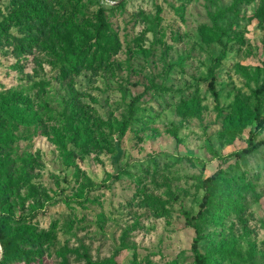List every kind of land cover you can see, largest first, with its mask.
Wrapping results in <instances>:
<instances>
[{
  "label": "rangeland",
  "instance_id": "1",
  "mask_svg": "<svg viewBox=\"0 0 264 264\" xmlns=\"http://www.w3.org/2000/svg\"><path fill=\"white\" fill-rule=\"evenodd\" d=\"M115 1L39 0L43 21L9 27L24 50L0 46V110L7 99L24 118L0 112V215L25 228L27 251L9 264H195V237L216 264H264V144L237 159L254 123L224 129L264 85V0L242 2L215 26L232 0ZM14 2L0 0V21ZM100 6L115 50L64 73V33L80 46L73 28L93 34ZM224 45L215 101L207 69ZM217 169L240 187V209H211L217 219L196 230L182 211H198L196 177Z\"/></svg>",
  "mask_w": 264,
  "mask_h": 264
},
{
  "label": "trees",
  "instance_id": "2",
  "mask_svg": "<svg viewBox=\"0 0 264 264\" xmlns=\"http://www.w3.org/2000/svg\"><path fill=\"white\" fill-rule=\"evenodd\" d=\"M247 0H232L231 4L219 9L212 17L214 26L216 25V20L224 17L228 13H236V7L242 2ZM123 0L117 2L114 8H120L123 6ZM104 6H100L96 12L97 26L93 30V34H89L84 30L77 29L82 38L80 46H73L70 41L69 34L64 33L63 37L66 40L65 51L60 58V67L64 70V73H70L71 75L77 74L78 70L83 66H87L93 61L94 54L98 53L99 57L102 59L103 56L108 55L109 52L114 51L116 46L114 44H108L111 37L106 34L108 30L109 23L105 19ZM264 17V12L262 13ZM45 14L39 7V0H22L21 3L15 4L8 10L7 15L0 21V46L3 42L10 44L12 46V51H23L27 46L28 41L25 37L15 36L9 32V27L11 25L27 24L32 22L34 19L43 21ZM13 23V24H12ZM219 34L216 39L224 34L221 28H217ZM103 42V43H101ZM92 52V53H91ZM91 54V55H90ZM226 48L223 46L219 54L213 59L211 64L207 69L209 76V81L207 87L211 92V95L215 101H217V90L215 89V68L219 62L225 57ZM264 93V85L262 84L253 91L255 98V105L250 110L249 113L243 114V112L234 109L232 114H228L227 118L224 120V129L227 133L233 134L240 130L243 126L247 124L254 123V128L249 130L247 137V144L245 147L233 153V156L237 159L246 156L261 145L264 144V140H254L255 135L264 126V114H261V100L260 94ZM7 99H1L2 109L0 112L6 113L9 121L17 120L23 121V117L19 116L20 113L12 104L8 105ZM134 101L129 103V117H131L133 111ZM127 119V120H128ZM127 120L123 122L122 128L126 125ZM1 144V141H0ZM1 163V160H0ZM199 186L203 190V195L201 202L199 203V209L194 214L191 215L188 211L183 210V215L185 217L186 223L189 226H194L198 230L196 223L200 221L213 222L217 218L211 209L221 210L222 208L227 211L240 209V187L231 186L229 180H227L222 174L221 169H217L210 175L200 178L196 177ZM234 195V196H233ZM9 218L5 215H0V246L2 250V256L0 258V264H9L20 257L27 256V251L22 249V245L19 244L20 241L24 239V230H11L7 220ZM198 238L195 237L191 243L190 251L193 254L195 264H216L215 257L211 252L201 254L197 248ZM251 256V253L248 254ZM229 257V255H227ZM103 264H119L115 259H107ZM139 264H159L153 263L151 260L146 259L145 263ZM166 264H177L175 260H172Z\"/></svg>",
  "mask_w": 264,
  "mask_h": 264
},
{
  "label": "water",
  "instance_id": "3",
  "mask_svg": "<svg viewBox=\"0 0 264 264\" xmlns=\"http://www.w3.org/2000/svg\"><path fill=\"white\" fill-rule=\"evenodd\" d=\"M118 1H115L114 3H117Z\"/></svg>",
  "mask_w": 264,
  "mask_h": 264
}]
</instances>
